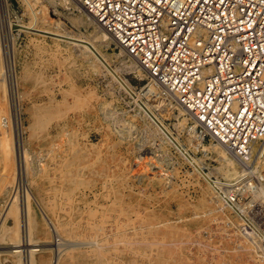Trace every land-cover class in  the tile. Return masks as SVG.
<instances>
[{
    "label": "rangeland",
    "instance_id": "obj_1",
    "mask_svg": "<svg viewBox=\"0 0 264 264\" xmlns=\"http://www.w3.org/2000/svg\"><path fill=\"white\" fill-rule=\"evenodd\" d=\"M53 1L0 0V56L6 77L1 105L6 108L4 118L8 116L6 122L9 124L5 132L13 139L6 178L9 181L14 179L9 198L6 193L0 197V213L5 205H10L12 199L23 204L29 195L34 203L33 215L39 235L49 240L41 243L35 233V241L38 242H35L33 249H47L50 252V255L47 253L48 264H57L60 257L59 264H111L108 258L111 261L115 258L110 254L113 246L107 247L104 257L99 258L86 251L80 252L76 244L74 246L61 239L56 233L52 239L41 213L39 193H55L57 202L66 207L68 201L65 202L62 197L71 193L72 196L90 198L92 209L98 204L97 201L107 205V209L94 219L87 215L86 222L77 221L70 210L65 211L66 214L59 212L70 223L80 222L81 227L77 231L84 234L91 231L87 226L90 223L106 229L112 227L110 234H119L116 227L121 226L120 221L127 217L133 220L142 234V255L136 264H264L259 252L255 254L244 250L245 244L236 233L241 222L235 218V214L228 209H223L224 212L213 211L218 206L217 202L211 204L208 196L202 193V189L208 187L207 182L192 173L183 155L171 145L175 146L178 140L186 149L198 151L196 157L205 160L210 167L207 176L220 164L214 153L217 143L203 141L207 150H202L197 143L189 145L187 133L180 123L185 118L189 128H195L196 123L190 115H183L180 108H166L161 101L154 100L155 92L152 93V85L149 84L151 80L146 78L144 71H119L126 55H116L120 51L114 43H110L108 49L100 47L110 56L106 60L110 72L99 62L98 71L83 62L81 54L84 49L71 47L67 43L70 41L62 37L90 38L94 27L77 26L76 20L81 13L74 6L67 9ZM55 34L62 37H54ZM83 41L89 43L88 39L83 38ZM119 75L129 81L134 92ZM114 80L134 98L118 93ZM160 88L156 89L159 95L163 91ZM18 89L25 92V96L20 97ZM63 111H66L65 116ZM146 114L161 123L160 129L166 128L168 137H164L162 129L159 131ZM62 126L66 134L70 132L73 136L68 137L65 132V136L59 135ZM195 131L198 142L202 133ZM70 138L73 144L68 143ZM50 140L61 143V148L66 151L56 153L55 166L58 167L55 177L42 172L47 162L45 152ZM22 141L29 151L28 165L20 158ZM71 155H75L74 158ZM22 164L28 166V174L22 173ZM258 167L259 172H256L264 179V164ZM214 173L227 180L223 172ZM4 179L0 177V184L4 183ZM61 180H64L62 184ZM258 185L257 191L246 192L247 199L244 198L242 202H247L239 204L240 207L245 208L249 204L264 206V201L258 200V197L261 199L260 195L264 197V180ZM248 186L244 182L240 193L246 191ZM254 198L257 201L255 199L253 202ZM198 202H203L200 209L196 207ZM194 213H198L197 217H194ZM158 217L171 222L155 228ZM227 217L230 223L225 221ZM230 218H234L233 221ZM5 234H8L7 231ZM143 239L147 241L146 244ZM260 243L262 251L264 241ZM9 245V242L1 241L0 253L9 251ZM72 247V253L67 252ZM28 250H25L26 255ZM126 258L131 257L126 255ZM120 264L129 263L124 260Z\"/></svg>",
    "mask_w": 264,
    "mask_h": 264
},
{
    "label": "built area",
    "instance_id": "obj_2",
    "mask_svg": "<svg viewBox=\"0 0 264 264\" xmlns=\"http://www.w3.org/2000/svg\"><path fill=\"white\" fill-rule=\"evenodd\" d=\"M76 1L113 36L119 50L138 61L146 78L193 115L203 141L220 143L251 162L254 146L264 140V0ZM114 86L134 98L115 80ZM197 154L186 149L180 155L205 181L210 167ZM194 159L199 162L192 164ZM208 178L244 233L250 223L264 225L259 207L237 208L264 180L254 163L231 180L215 173ZM244 182L249 186L240 193Z\"/></svg>",
    "mask_w": 264,
    "mask_h": 264
},
{
    "label": "bare ground",
    "instance_id": "obj_3",
    "mask_svg": "<svg viewBox=\"0 0 264 264\" xmlns=\"http://www.w3.org/2000/svg\"><path fill=\"white\" fill-rule=\"evenodd\" d=\"M54 1L56 3H61L62 5L67 7V9H70L72 6H74L81 13L78 20H76L77 26H79V27L84 26L87 28L90 25H93L94 29L90 34V35H92L90 38L89 37L88 38L87 37H80L79 39H77L76 37L75 38L62 37V35L60 36L58 34L57 35L55 34L53 36L68 39L70 42H67V43L70 44L71 47H73V48L76 47L77 49L78 48L84 49V51L82 50V54L81 53H78V54H81L84 57V58L82 57L83 62H86L88 64V66L92 67V69L94 71H98L97 68L99 65L97 66V64L99 62V64H102L107 69L106 71L110 72V69L108 68V65L106 62V60L110 56L106 52L102 51L100 47L103 46L105 49H108L111 46L110 43L116 42L114 40L113 36L110 33H108L101 25H99L97 23V21L94 19V17L92 15H90L89 13H87L78 1H76V0H54ZM54 1H53V3H54ZM21 27L24 29H28V27H26V26L21 25ZM34 27H36V26H34ZM43 32H45V31H43ZM83 38L88 39L89 43L83 41ZM71 41H74V42H71ZM119 51L120 52L116 55H118V56L123 55V54L125 55V52L123 51L122 48H120ZM139 69H141V67H140V64L138 63V61H134V59L132 57H129L126 55L125 59H123L121 61L118 70L122 71V72L132 73L135 70H139ZM5 81H6L5 68H4V65L2 62V58L0 56V177L5 178L4 181L1 180L4 183L0 184V197L5 193L7 194V197H8V195L11 192L12 184L14 183V179H13V181H11L12 179L9 181L6 178V173L8 170V169L6 170V167L9 166V159L12 156L13 139L11 138V136L8 137L6 132H5V130H7L6 127L9 124V123L7 124V122H6L8 120L7 119L8 116L6 118H4V115L6 114V108L3 105H1L2 100L4 99L2 93H3V90L5 88ZM16 81H17V86H18L17 76H16ZM149 84L152 85V87H151V90H153L152 93L155 92L154 94H155L156 99L153 98L154 100H157L158 102L161 101V104H165L166 108H169V107L171 109H174L175 107L180 108L181 113L183 115H190L191 119L194 121V123H196L194 118H193V115L189 111H187L182 105H180V103L177 101L176 97L173 94L167 93L166 91H162V93L160 95L157 93L156 89H159L160 87L162 88L161 84L156 82L154 79H151ZM18 92H19L20 97H22L25 94V92H21L19 89H18ZM52 100H53L52 97H50V101H52ZM171 101H174L175 103L172 104ZM148 108H149V106H148ZM66 111L62 112V114L64 116L66 115ZM149 119H151L153 121V123L155 124L154 126L159 131L162 129L161 132H164L163 133L164 137L165 136L168 137V133L166 132V128L163 127L160 129L159 127H161L162 125L160 122H158L157 119H154L152 117H149ZM186 120H187V118L183 119L182 122L180 123V125H181L182 130L186 131V133H187L188 144L190 145V144H196L197 143V144H199V146L202 150H207V147L203 144L202 137H199V141L196 142L197 133L195 131V128L194 127L193 128L187 127ZM64 128L65 127L62 126L61 132H59V135L65 136L64 135V132H65ZM66 133L67 132H65V134ZM72 134L73 133L69 132L66 135H68V137H70V136H73ZM59 140L60 139H58V141ZM62 141H64V140H62ZM67 141H68V143L73 144V141H71V138ZM176 142H177L175 144L176 148L179 150V152L183 156H185L186 148L183 146V144L180 141L177 140ZM22 143L23 144L20 143L21 144V153H20L21 156H20V158H21V160L22 159L25 160V162L28 165L29 159H30L29 151H28V149L25 146L23 141H22ZM260 143H256V145L254 146L253 158H252L251 162L240 160L237 156H235L233 154V152L227 150L224 147V145L217 143V145H215L216 147L214 149V153L218 156V160H219L220 164H219V167L214 169L213 172H211L209 175L213 174L216 171L217 172L221 171V172H223V174L225 175V178L227 180H231L232 178H234L237 175H239L240 173H242L243 170L245 169V166L248 163H250V164L254 163V170L258 171L259 170L258 166L261 167L264 164V140L261 141ZM257 145L260 146L258 150H256L258 147ZM61 147H62V144L59 142H56L55 140L52 142H51V140H50V142L48 141V146L46 147V152H45V156L47 157V162H45V164L43 163L44 166H43L42 172L46 173V175H50L49 177H51L52 175L54 176V174H56V170L58 167V166L57 167L55 166V163L57 161L56 153H58L60 150L63 153L66 152L65 149L61 148ZM73 156H75V155H73ZM73 156L71 155V157H73ZM76 157H78V156H76ZM63 159L67 160L65 158H63ZM84 160H85V158H84ZM64 162H63V164H64ZM66 162H68V161H66ZM198 162L199 161L198 160L196 161L195 159H194V161H191L192 164H195ZM60 163H61V161H60ZM71 163H73V160ZM27 165L25 164V166H24L22 164V170L21 171L23 174L24 173L28 174L29 170H28ZM63 166H65V165H63ZM66 166H67V163H66ZM68 166H69V164H68ZM78 166H79V164H78ZM62 173H64L63 170H62ZM8 174L9 173H7V175ZM12 174H13V172H12ZM60 175H62V174H60ZM64 175H65V173H64ZM209 175H207V176L203 175V177H206L205 181L207 182L208 187L206 189L203 188L202 193L204 196H208V198H209L208 201L211 204H213V203L215 204V202H217L218 206L215 207L213 211L224 212L223 209H226V208L223 206L222 199L224 197V200H225V196H222V199H221V196L219 194H217V191H216L217 189H214L215 187H214L213 183L208 178ZM13 178H14V175H13ZM161 179H163V178H161ZM61 181L62 182H60V183L62 184L64 180H61ZM5 182H7V183H5ZM69 182H71V180H69ZM165 184H166V182H165ZM243 187H244V183L241 185V189ZM64 193H67V192H64ZM72 195L73 194L71 193V194H68V196L62 197L63 200H65V202L68 201L67 202L68 207L64 206L61 202L60 203L57 202V199H56L57 196L55 193L53 195H49V194L43 195V194L39 193V195H38L40 197V200L42 203V207L39 205L41 207V210H42L41 213L43 215V219L45 221V224L49 230L48 233L52 237V239L54 237V233H56L61 239L68 241L70 243H73V245L76 244L77 245L76 248H78L80 252L86 251L88 253H92L95 257H99V258L104 257V254H105L104 252H105L107 247L113 246L111 248L110 254H113L115 259H113L111 261L108 258V260L111 262V264H120L124 260H127L129 264H131V263L136 264L142 255V250H141L142 234L140 232L139 225L127 217V218H124L120 221L121 226L116 227V230L119 232V234L118 233L117 234L111 233L114 236L112 238H110L111 237V234H110L111 231L110 230L112 229V227H108L106 229V228H103L101 226H98V225L92 224V223H90L91 225H87L89 228H91L90 232H88L87 234L81 233L80 231H77L81 227L80 222L79 223H70V222L64 220L63 216H61L59 214V212L64 211V213H65V211L70 210L71 212L74 213L73 216H75L77 218V221L86 222L88 219L87 215L89 217H91V219H94L93 217H95L98 214L100 215L101 213L104 212L105 209H107V205L100 204L101 202L97 201L98 204H96V207L92 209V206H91L92 201L89 200L90 198L88 199L86 196H81V195H79V196H77V195L72 196ZM15 197H16V195H15ZM16 198L18 200V197H16ZM62 198H61V200H62ZM256 198H254L253 202H255ZM260 198L261 199H259V197H258V200L264 201V197L262 195H260ZM33 200H35V199H33ZM36 201H38V200H36ZM256 201H257V199H256ZM23 202H24L23 204H20V202L18 204L16 199L15 200L12 199L11 203H9L10 204L9 206L5 205V207L7 206L6 211L4 212V210H5V207H4L3 212L0 213V219H1L0 220L1 221L0 242L1 241L2 242H9V244H10L8 246L9 251H7L5 253H0V263L1 264H38V261H40V264H46V263L48 264L47 253L50 255V252L46 251L47 249L46 250L44 249L45 251L42 250L43 248L40 250H38V249L36 250L33 248L36 247L35 242L40 241L42 243V242H48L49 240L43 239L39 235L40 234L39 229H38V226L34 220V215H33V204L34 203L29 198V195H27V200H25ZM35 203H37V202H35ZM255 204H257V202ZM112 205H115V204H112ZM200 205H203V202H198V204L196 205L197 209H200L199 208ZM258 207H259V205H258ZM237 208L240 211H244V207L242 208L239 205H237ZM259 208H261L260 209L261 210L260 211L261 216L264 219V206L262 205ZM67 215H69L68 212H67ZM197 215H198V213H194V217H197ZM158 218L159 219H158L157 223L154 224L155 228L159 227V226H166V224H168L170 221L168 219L161 220L162 217H158ZM235 218L238 219V216H235ZM230 219H231V221H233L234 218H230ZM226 220L228 222L230 221L229 218L225 219V221ZM238 220L240 221V219H238ZM88 222H90V221H88ZM100 225H102V224H100ZM241 225H242V222L240 225H238L236 233L238 236L241 237V239H242L241 242L245 244L244 250L248 251L250 253L253 252V253L257 254L258 250L259 249L261 250V248H262L260 242L264 241V226L262 225V226L258 227V226H255L254 224L250 223V225H251L250 230L246 229V233H244L241 230V228H242ZM5 231H7L8 234H5ZM3 232H4V234H3ZM35 233L38 235V238H37L38 241H35V239H36ZM108 239H110V240H108ZM147 240H149V239H147ZM159 240H161V239H159ZM145 241L146 240L143 239V242H145ZM146 242H145V244H146ZM156 242H155L154 247H156ZM157 244H159V243H157ZM148 245H150V244H148ZM21 248H23L24 250H20ZM26 249H30L27 251V255L25 252ZM73 249L74 248L72 247L67 252L72 253ZM232 249H233V247H232ZM151 251H152V246H151ZM262 252L264 253V249L262 250ZM126 255H130L131 258L127 259ZM263 255L260 256V260L262 262L264 261ZM150 256H151V254H150ZM60 260H61V257H60L59 261L57 259V261H58L57 264L60 263Z\"/></svg>",
    "mask_w": 264,
    "mask_h": 264
}]
</instances>
